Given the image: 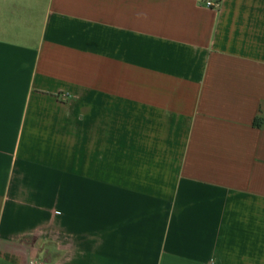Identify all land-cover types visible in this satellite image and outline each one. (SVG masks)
Instances as JSON below:
<instances>
[{
    "label": "crops",
    "instance_id": "crops-1",
    "mask_svg": "<svg viewBox=\"0 0 264 264\" xmlns=\"http://www.w3.org/2000/svg\"><path fill=\"white\" fill-rule=\"evenodd\" d=\"M205 1L0 0V264H264V0Z\"/></svg>",
    "mask_w": 264,
    "mask_h": 264
},
{
    "label": "built area",
    "instance_id": "built-area-1",
    "mask_svg": "<svg viewBox=\"0 0 264 264\" xmlns=\"http://www.w3.org/2000/svg\"><path fill=\"white\" fill-rule=\"evenodd\" d=\"M203 6L207 9L218 10L221 7V0H218L217 2L206 0ZM29 264H44V262L39 259H33L29 262Z\"/></svg>",
    "mask_w": 264,
    "mask_h": 264
},
{
    "label": "water",
    "instance_id": "water-1",
    "mask_svg": "<svg viewBox=\"0 0 264 264\" xmlns=\"http://www.w3.org/2000/svg\"><path fill=\"white\" fill-rule=\"evenodd\" d=\"M42 261L46 264H49L54 261V257L48 251H44V253L42 254Z\"/></svg>",
    "mask_w": 264,
    "mask_h": 264
},
{
    "label": "trees",
    "instance_id": "trees-1",
    "mask_svg": "<svg viewBox=\"0 0 264 264\" xmlns=\"http://www.w3.org/2000/svg\"><path fill=\"white\" fill-rule=\"evenodd\" d=\"M263 117L261 116H259V117H257L256 118V121H255V125L257 126V127H261V125L263 124Z\"/></svg>",
    "mask_w": 264,
    "mask_h": 264
}]
</instances>
